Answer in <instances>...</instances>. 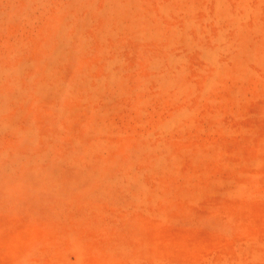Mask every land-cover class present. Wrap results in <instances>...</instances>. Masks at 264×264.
Instances as JSON below:
<instances>
[{
	"label": "rangeland",
	"instance_id": "1",
	"mask_svg": "<svg viewBox=\"0 0 264 264\" xmlns=\"http://www.w3.org/2000/svg\"><path fill=\"white\" fill-rule=\"evenodd\" d=\"M263 1L0 0V264H264Z\"/></svg>",
	"mask_w": 264,
	"mask_h": 264
},
{
	"label": "bare ground",
	"instance_id": "2",
	"mask_svg": "<svg viewBox=\"0 0 264 264\" xmlns=\"http://www.w3.org/2000/svg\"><path fill=\"white\" fill-rule=\"evenodd\" d=\"M263 1V0H262ZM264 2V1H263Z\"/></svg>",
	"mask_w": 264,
	"mask_h": 264
}]
</instances>
